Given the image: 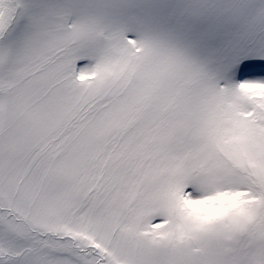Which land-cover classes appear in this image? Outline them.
I'll use <instances>...</instances> for the list:
<instances>
[{
    "label": "snow or ice",
    "instance_id": "6c2138e0",
    "mask_svg": "<svg viewBox=\"0 0 264 264\" xmlns=\"http://www.w3.org/2000/svg\"><path fill=\"white\" fill-rule=\"evenodd\" d=\"M0 264H264V0H0Z\"/></svg>",
    "mask_w": 264,
    "mask_h": 264
}]
</instances>
